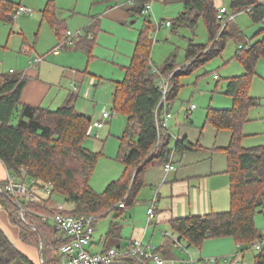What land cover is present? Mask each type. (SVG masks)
I'll list each match as a JSON object with an SVG mask.
<instances>
[{"label":"trees","instance_id":"trees-1","mask_svg":"<svg viewBox=\"0 0 264 264\" xmlns=\"http://www.w3.org/2000/svg\"><path fill=\"white\" fill-rule=\"evenodd\" d=\"M182 1L185 8L177 18L178 22L196 26L198 19L203 17L211 38L217 37V41L210 48L209 45L190 44L186 70L175 71L174 63L169 62L165 68L155 72L150 38L155 24L151 16H145V28L139 33L131 63L125 68V78L117 82L113 94V111L115 114L123 112L128 117L126 130L120 138L121 153L118 158L125 169L122 176L112 181L102 192L95 191L91 186L102 154L84 146L90 136L92 121L88 119V114L78 110V97L72 95L66 104L57 109L23 104L21 96L28 81L27 76L14 72L0 74V160L20 181H37L42 201L27 202L28 208L40 214L94 215L98 219L109 212L118 214L135 205L139 191L144 186L141 177L143 172L155 162L165 164L169 160L172 151L169 148L172 140L170 133L165 131L162 143L156 146L158 133L155 113L162 97L160 79L171 76V103L179 93L180 75L194 71L219 55L226 47L227 37L233 36V32L229 31L230 22L222 26L214 0ZM151 2L134 0V6L130 8L132 15L142 14ZM20 6L16 0H0V22L13 23ZM250 7L253 8L250 13L252 20L264 23V0L232 1L234 13ZM43 20L59 37L58 48L65 47L77 38L67 41L66 33L69 30L66 29L65 20L59 16L55 0L47 2ZM93 29L95 26L87 31L86 36L82 34L77 38V45L90 56L96 45ZM256 36L261 37L238 52L246 73L229 81L226 93L233 97L234 106L230 109L210 107L206 117V123L217 132L228 130L232 133L229 146L223 148L228 160L227 173L231 177V208L225 212L191 215L170 221L172 230L179 235L174 242L187 240L188 248H201L208 239L229 237L244 252L264 237L255 221L256 214L264 206V145L252 148L241 145L244 137L242 128L249 121V111L261 105V101L251 97L249 92L256 74V64L260 57L264 58V26ZM198 148H201L200 144L180 138L176 141V150L181 152ZM50 185L51 192L47 194L45 187ZM0 186L6 187V183H0ZM56 194L63 196L70 208L58 206L53 200ZM7 195L0 192L1 203L10 219L20 227V238L40 250L43 246L44 264H60L61 248L70 242V237L37 215L31 214L29 218L37 228L27 226L19 217V209L13 203L15 199ZM126 195L128 197L124 200ZM123 200L124 208L119 206ZM117 226L113 224L109 234L112 235ZM155 251L160 254V249ZM17 260L34 264L0 230V264H12ZM126 261L128 264H143L133 258H127ZM255 264H264V249L255 256Z\"/></svg>","mask_w":264,"mask_h":264},{"label":"rangeland","instance_id":"rangeland-1","mask_svg":"<svg viewBox=\"0 0 264 264\" xmlns=\"http://www.w3.org/2000/svg\"><path fill=\"white\" fill-rule=\"evenodd\" d=\"M56 1L57 5L62 8L60 16L65 18L68 30L74 34L78 32L77 29L82 25L85 18L87 19V12L90 10L92 2V14L103 12V4H105L103 2L97 3L101 0ZM126 1L122 0L119 3ZM110 2L115 3V0ZM110 2L107 5H110ZM231 3L232 0H224V5L220 6V8L223 6L227 7L229 16L234 14ZM127 6L130 7L132 4ZM151 6L153 12L149 16H151L155 24V27L151 30L150 37L153 43L152 61L161 70L169 62L174 63L175 71L183 68L186 70L185 68L189 64L187 49L190 44L209 45L210 48L216 43L217 37L215 39L211 38L203 17L198 19L196 26L178 22L177 18L185 8L182 0H152ZM28 7L34 9L33 14L35 16L41 17V12L39 11L41 9L34 5H28ZM28 16L30 15L20 14L14 24L0 22V72H7L11 67L19 70L21 66L29 64V58L33 57L35 59L39 57L37 54L44 55L56 46L57 42L54 38V32L48 28L47 24H43L41 32L35 37L23 29L22 20L27 24L30 23L29 18L26 19ZM145 16L138 15L136 18H128L127 23L123 24V19L118 20L112 16L105 15L102 18L101 30L96 35V45L92 56L82 48L76 49L73 44L69 45L68 48H57L53 52L55 54L51 53L50 57L47 58L46 62H48V65L45 66L43 75L45 78L50 75L55 76L56 72H62L63 69L66 70L62 66L85 73L86 80L81 81L78 77L76 82L81 88V100L77 108L86 114L92 115L93 119H100L103 109H111L117 82L125 78V68L131 63L139 33L145 28ZM234 16L230 21L229 27V31L233 32V36L227 37L224 50L191 73L180 75V89L171 109L173 118L169 123V133L172 136L169 144L171 149L176 148V138L179 139L181 135L187 134L191 141L196 143L199 140L204 147H210L211 150L209 152H204L208 153L211 158L218 157V159L227 162L225 151L219 149L217 151L213 150V148L214 146L218 148L229 146L232 133L228 130L218 133L212 125L207 124V111L210 107L230 109L234 106L233 97L228 95L226 91L231 78L242 76L246 73L245 65L238 55L239 48L249 47L258 40L261 36L256 35L264 26L263 22H254L250 12L246 9L237 12ZM226 20H228V17H225L222 26L227 23ZM166 21H170L171 25H161L158 29V23ZM82 32L85 33L86 31L83 30ZM24 41L30 45L35 44L36 51L33 50L32 54L24 52ZM61 56H63V59H58ZM55 61L61 62L58 64L59 68L52 65ZM44 64L47 63L44 62ZM91 79H95L96 85L94 81L91 83ZM69 83L67 82L64 85L66 90L71 89ZM76 88L77 90L79 89L77 86ZM72 89H74L73 85ZM249 94L251 97L258 98L261 101V105L250 109L249 121L242 128L244 137L241 145L246 148L264 145L263 57H260L256 64V74L254 75ZM191 105H196L197 108L193 111L189 110ZM178 121V127H174L172 123L175 125ZM127 124V115L123 112L114 114L106 121L104 128L96 130L92 128L90 136L84 142L85 147L102 154L91 179V186L97 192L104 191L109 182L118 180L122 176L124 164L118 158L121 153L120 138L123 136ZM178 152L177 150L174 154L175 161L180 157ZM176 164L175 166L177 167ZM145 188L148 191L150 190L149 185H144L139 191L141 198L143 196L141 191ZM2 191L5 192V189L0 190V192ZM139 195L137 199H139ZM153 196L152 194L151 198ZM53 200L58 206L70 208L65 198L61 195H54ZM5 213L8 215V212ZM127 214L126 210L124 216H127ZM114 215L115 212H111L107 217L97 220L98 225L96 222L92 240L96 238V243H99L102 237L101 233L108 231V224ZM255 221L260 232L264 234V206L256 214ZM50 224L52 227L54 226L51 219ZM0 225L4 229H1V231L6 235L5 230H8L13 236L17 235L18 224H15L10 218L6 217L5 220L0 221ZM178 237L179 235L172 230L171 226L165 227L164 225L156 231L153 239L154 243L151 244V247L155 249L157 247L156 244L161 245L164 240L169 245L173 243V248H170V250L174 258L168 259L167 257V264H190L192 260L194 264H229L233 257H237L240 264H243V262L244 264H255V256L260 254V251H256L253 247L241 252V248L236 246L233 238H212L206 240L202 248L196 246L188 248L187 240L175 243ZM238 253L240 255H237ZM167 255L170 256V253ZM225 257H227L229 262L224 259ZM214 258L217 261H214ZM12 264L26 263L22 260H17ZM152 264L156 263L153 262Z\"/></svg>","mask_w":264,"mask_h":264},{"label":"crops","instance_id":"crops-1","mask_svg":"<svg viewBox=\"0 0 264 264\" xmlns=\"http://www.w3.org/2000/svg\"><path fill=\"white\" fill-rule=\"evenodd\" d=\"M16 1L23 6L28 7V5H34L37 8L41 9L39 10L41 12V17L35 16V14H33L34 16L30 15L26 18H29V24L25 23L22 20V26L24 30H26L31 35L33 34L35 37V35H38L41 32L43 24L45 23L47 24L48 28L53 31L51 26L43 20V10L49 0H46V2L45 0ZM110 1L113 0L98 1L97 3L103 2L105 4H103V12L97 14H92V2L90 10L87 12V19L85 18L82 25L77 29V31H80L81 35H84L85 33L87 34V31H89L93 26H95L93 32L95 35H97V33L101 30L102 18L105 15L112 16L113 18L118 20L123 19V24L127 23L128 18H136L139 15H132L130 11V8L134 6V0H127L126 2L122 3H119V1L122 0H115V3ZM109 2L110 5H107V3ZM214 2L217 9H220V6L224 5V0H214ZM127 3L132 4V6L128 7L127 5L130 4ZM61 10L62 8L59 7V16L61 14ZM151 13L146 14L143 10L142 14L147 16L151 15ZM235 14H237V12L233 15ZM60 17L62 19H65L63 16ZM17 18L18 17H16V19ZM16 19L13 24L16 22ZM66 29L68 30L67 26ZM83 30L86 32L83 33ZM47 35L49 36L48 33ZM54 38L57 44L52 50L48 51L44 55H39L36 53L37 56L42 58V60L32 64L31 61L34 59L32 57L29 58V64L21 66L19 70L11 67L9 71H7L22 73L28 78L27 84L25 85L21 96V102L23 104H29L33 106L41 105L45 108L57 109L66 104L72 95L78 97L77 106L79 104V101L81 100V88H79V84H77L76 82L78 77L79 80L85 81V73H80L72 68L69 69L66 66H62L66 68V70L63 69L62 72H56L55 76L50 75L48 76V78H45V76L43 75L45 66L48 65V62H46L47 58L50 57L51 53L55 54L53 52L56 51L59 46L58 44L60 40L55 32ZM77 38L63 48H68L69 45L72 44L76 49L82 48L77 45ZM23 50L24 52H27V54H32L33 50L36 51L35 44L30 45L24 41ZM58 59H63V56L59 57ZM44 62L47 64H44ZM60 63L61 62L55 61L54 63H52V65L59 68L60 66L58 64ZM154 67L158 70H161L156 65ZM7 72L3 71L0 72V74ZM184 74L189 73L185 72ZM90 81L91 83H93L92 81H94L95 83V79H91ZM67 82H70L69 86L71 87V89L69 90H66L64 88V85L67 84ZM72 85L74 86V89H72ZM76 86L79 88L78 90ZM175 99H173L170 103L171 109L174 106ZM172 124L174 127H178L179 121L175 125L174 123ZM180 139L187 140L193 144H200L201 148H198L196 150H186L183 152L179 151L178 155H180V157L178 158V160L176 159L175 161L174 158L175 164L177 162V169L171 171L169 174H166L165 172L164 162H155L154 164L149 166L143 172L141 177L144 181V185L150 186V190L148 191V189L146 190L145 188L141 191L143 195L142 198L139 195V199H137L135 203V205L137 204V206L134 205L135 207L131 206L132 209L130 207L126 209L128 212L127 216H124L126 210H123V212L120 211L118 214L115 213L113 219L108 224V231L106 230L105 233H101L102 237L99 243H96V238H93L91 243L88 245V250L90 252H104L110 246L122 247L126 245L130 240L134 239H141L146 246H151V244L154 243L153 239L155 237L156 231H158L161 226H171L170 221H172L173 219L191 215H207L214 212H225L231 208V177L227 173L228 160L227 162H224L222 161V159H218V157L211 158L208 153L204 152H209V150H211L210 147H204L199 140L196 143L191 141L187 134H183V136L181 135ZM223 148L214 146L213 150L218 151L219 149L223 151ZM9 173L10 172L4 162L0 160V183L7 182ZM109 183L107 184V186L109 185ZM0 189H2L1 186ZM152 194L154 195L153 198H151ZM153 206H155L156 209V216L154 219L150 220L148 209ZM5 212L8 211L2 205L0 199V221L5 220L6 217L10 218L9 213L7 215ZM110 213L111 212H109V214ZM104 217L99 218L98 221ZM113 224H117L118 226L114 230V233L111 235L109 233ZM1 229L3 228L0 225V230ZM5 232L7 233V237L11 240L13 245L20 251L21 254L26 256L34 264H43L44 261L41 250L37 246L28 244L20 238L19 226L17 228V235L15 236H13L8 230H5ZM234 242L238 248H241L235 240ZM156 245L157 247L155 249H160V254L163 255L162 257H164L165 259L167 257L168 259L174 258L173 253L170 250V248H173V243L169 245L164 240L163 242H161V245ZM168 253H170V256L167 255Z\"/></svg>","mask_w":264,"mask_h":264},{"label":"built area","instance_id":"built-area-1","mask_svg":"<svg viewBox=\"0 0 264 264\" xmlns=\"http://www.w3.org/2000/svg\"><path fill=\"white\" fill-rule=\"evenodd\" d=\"M250 13L253 12V8L250 7L247 9ZM152 12L151 4L147 5L144 9V13L149 14ZM34 9L21 5L17 9V16L20 14L32 15ZM225 17H228V22H230L235 16H229L227 7L223 6L219 9L218 18L224 22ZM224 24L223 27L227 25ZM161 25H171L170 21L158 23V29ZM81 35L80 31L77 33H72L70 30L66 33V39L68 42H71L72 39ZM242 48H239V50ZM42 58L38 57L31 61L32 64L39 62ZM13 71V70H12ZM154 71L157 72V69L154 68ZM171 76L162 77L160 79V88L162 97L159 102V105L156 109V123H157V133L158 140L157 145L160 146L163 140L164 132L169 133V123L173 118V113L170 108L169 95L171 92ZM196 105H191L189 110L196 109ZM115 112L111 106V109H103L102 116L100 119H93L90 133L93 129H102L105 126V123L110 119ZM171 135V134H170ZM178 138H176V141ZM176 153V148L172 149L169 160L165 163L164 169L166 174H169L171 171L177 169L174 162V154ZM5 192L12 196L15 200L13 203L19 209V217L27 226L36 229V225L33 222L29 221L31 214L39 216L43 221L49 222L50 219L53 221L54 229L57 231L63 232L68 237H70V242L66 243L61 248L62 260L60 264H128L126 261L127 258L137 259L143 264H167V259L162 257L155 249L151 246H146L141 239L130 240L126 245L122 247H113L107 251L93 253L90 252L87 247L92 241L94 231L96 229V222L98 220L97 216L94 215H64L61 213L57 214H40L27 206V202H40L42 201V196L40 195V189L37 185V181L31 180L29 183L20 181L13 173H9L7 177ZM45 192L49 194L51 192V185L45 187ZM128 195L124 197V200L127 199ZM121 201L119 206L124 208L125 202ZM148 215L150 220L154 219L156 216L155 206L148 209ZM253 248L256 251H262L264 249V237L256 241L253 244ZM187 251V250H186ZM237 255H240L238 253ZM228 261L227 257L224 258ZM214 261L217 259L214 258ZM229 262V261H228ZM174 263V260H173ZM190 264H194L192 260ZM229 264H240L237 257H233L232 261Z\"/></svg>","mask_w":264,"mask_h":264},{"label":"water","instance_id":"water-1","mask_svg":"<svg viewBox=\"0 0 264 264\" xmlns=\"http://www.w3.org/2000/svg\"><path fill=\"white\" fill-rule=\"evenodd\" d=\"M134 22V21H133ZM88 119L90 120V121H92V115H89L88 114ZM1 190V189H0ZM1 193H3V194H5L7 197H8V195L4 192V191H2ZM41 254H42V256H44V248H43V246L41 247ZM43 264H44V262H43Z\"/></svg>","mask_w":264,"mask_h":264}]
</instances>
